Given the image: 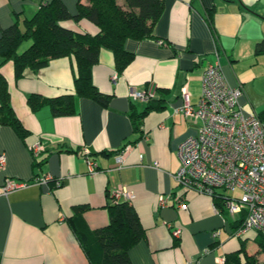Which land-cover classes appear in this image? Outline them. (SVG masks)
Returning a JSON list of instances; mask_svg holds the SVG:
<instances>
[{
	"label": "crops",
	"instance_id": "crops-1",
	"mask_svg": "<svg viewBox=\"0 0 264 264\" xmlns=\"http://www.w3.org/2000/svg\"><path fill=\"white\" fill-rule=\"evenodd\" d=\"M50 1L0 0V37L17 22L23 27L24 20ZM63 1L71 13L77 12L78 0ZM255 11L248 0H165L154 29L158 40H128L125 47L134 59L122 74L117 75L112 52L101 51L93 82L102 93L112 95L108 107L77 98L76 114L70 117H54L49 107L33 112L28 98L74 93L73 60H54L16 79L13 63L0 59L11 105L30 132L23 141L13 128L0 125V155L7 158L0 171V264H91L69 219L75 206L88 205L82 222L92 231L106 226L107 206L112 204L109 192L119 186L135 195L132 205L145 229V238L129 251L133 264H225L227 255L239 251L242 244L248 256L263 263L264 253L255 241L258 232L243 239L236 235L234 223L241 215L229 218L215 198L182 189L175 179L181 167L179 147L197 135L199 127L175 112L183 105L182 90L186 88L192 103H198L204 71L217 62V54L227 82L243 88V106L249 101L248 88L262 79L264 53L256 49L264 41V30L259 29L264 19ZM62 25L98 32L87 20ZM26 43L25 49L30 46ZM152 85L164 109L150 111L135 125L132 115L140 116L148 103L134 101L129 93L147 91ZM256 111L260 115L264 109ZM38 142L50 153L43 169L34 168L30 150ZM129 144L134 148L123 168L116 170L115 155ZM84 149L97 164L94 174L82 159ZM45 174L63 178V185L35 182L9 194L2 192L7 179L27 183ZM161 196L170 198L167 207H160ZM179 197L188 203V211L176 207ZM168 225L180 228V237ZM250 243L254 252L248 251Z\"/></svg>",
	"mask_w": 264,
	"mask_h": 264
},
{
	"label": "trees",
	"instance_id": "trees-1",
	"mask_svg": "<svg viewBox=\"0 0 264 264\" xmlns=\"http://www.w3.org/2000/svg\"><path fill=\"white\" fill-rule=\"evenodd\" d=\"M164 9L165 0H78L77 12L71 13L63 0H52L42 4L32 18L24 20L23 27L17 22L3 30L0 37V59L3 63H13L16 79L23 78L28 70L37 72L43 69L54 60H73L74 93L54 98L32 94L28 98V106L33 112L49 107L54 117H70L76 114L77 98L90 99L108 107L112 95L102 93L93 82V69L99 63L101 51L112 52L117 75L122 74L134 59V54L125 47L126 42L158 40L154 36V29ZM69 20L77 23L87 20L98 28V32H80L62 25ZM26 42L30 46L20 52ZM256 51L264 53V41L258 44ZM147 103L145 112L140 116L132 115L135 125L150 111L164 109L163 101L154 99ZM257 116L264 122V111ZM0 125L13 128L23 141L30 135L11 105L9 84L1 70ZM139 128L137 124L136 130ZM49 156L50 153L44 151L39 158H34V168L43 169ZM42 177H35L27 184L35 183ZM55 182L56 179H53L49 184L57 187ZM109 197L112 204L107 206L109 223L106 226L94 231L89 229L82 222L83 214L89 210V206L77 205L69 219L70 227L91 264H133L129 251L145 238V229L132 202L114 203L110 192ZM240 215V220L234 223L237 232L245 222L246 214ZM255 241L264 253L263 235L257 233ZM242 246L239 251L227 255L225 264H264L256 256H248L244 244Z\"/></svg>",
	"mask_w": 264,
	"mask_h": 264
},
{
	"label": "built area",
	"instance_id": "built-area-1",
	"mask_svg": "<svg viewBox=\"0 0 264 264\" xmlns=\"http://www.w3.org/2000/svg\"><path fill=\"white\" fill-rule=\"evenodd\" d=\"M163 44V41H160ZM217 54V62L208 65L202 78L200 99L194 105L186 88L182 90L183 105L175 112L187 122L198 125V134L185 139L178 151L181 167L175 175L182 189L208 195L220 200L222 208L231 216L245 213L243 227L237 237H244L257 231L264 237V124L254 113L245 111L241 102L243 88L232 87L226 80ZM117 76L113 77L116 80ZM129 96L134 101L149 102L156 99L157 87L152 85L147 91L131 89ZM132 145H126L115 155V169L123 168ZM34 158L45 151L38 142L30 147ZM90 151L84 149L82 159L90 173L98 167L91 158ZM143 160V156H140ZM5 154L0 155V171L6 167ZM56 179V186L63 184V178L44 175L38 184H49ZM25 182L7 179L2 188L4 194L27 187ZM114 203L132 202L135 195L125 186L110 192ZM170 198L161 196L160 207H167ZM176 207L188 211V203L183 197L176 199ZM218 209V208H217ZM172 229L171 225H168ZM181 229H172L175 237H180ZM219 233H215L217 236Z\"/></svg>",
	"mask_w": 264,
	"mask_h": 264
},
{
	"label": "rangeland",
	"instance_id": "rangeland-1",
	"mask_svg": "<svg viewBox=\"0 0 264 264\" xmlns=\"http://www.w3.org/2000/svg\"><path fill=\"white\" fill-rule=\"evenodd\" d=\"M120 2L124 0H119ZM251 2L255 9H256V15L259 16L262 20L264 19V0H248ZM261 31L264 30V27L259 28ZM28 46V43L24 44L22 48H20V52L24 51V49ZM26 50V49H25ZM260 69V68H259ZM261 72L259 75L262 77L258 82H256L254 85L250 86L248 88L250 94L248 95V103L244 106V109L247 112L254 113L256 110L260 112L261 110L264 109V67L261 68ZM244 94V93H243ZM255 109H253V107ZM256 111V112H257ZM256 114V113H254ZM227 216L229 218H235V216H231L228 212H226ZM237 241H239L237 238H235ZM240 243V242H239ZM254 245L250 243L248 246V251L249 252H254Z\"/></svg>",
	"mask_w": 264,
	"mask_h": 264
}]
</instances>
